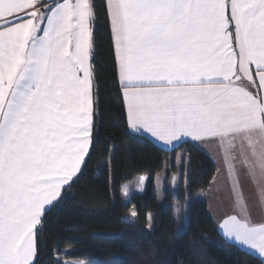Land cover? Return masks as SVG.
I'll use <instances>...</instances> for the list:
<instances>
[{"label": "snow or ice", "instance_id": "obj_1", "mask_svg": "<svg viewBox=\"0 0 264 264\" xmlns=\"http://www.w3.org/2000/svg\"><path fill=\"white\" fill-rule=\"evenodd\" d=\"M101 11L127 125L162 148L216 151L236 174L219 228L264 264V0H0V264H43L48 213L90 156Z\"/></svg>", "mask_w": 264, "mask_h": 264}, {"label": "trees", "instance_id": "obj_2", "mask_svg": "<svg viewBox=\"0 0 264 264\" xmlns=\"http://www.w3.org/2000/svg\"><path fill=\"white\" fill-rule=\"evenodd\" d=\"M95 2L99 6L103 0ZM94 32L100 111L93 144L78 178L48 213L43 264H56L55 257L60 264L81 258L90 264H259L258 256L224 239L205 197L198 196L217 170L208 154L192 142L169 150L128 131L122 105L109 87L112 64L103 11ZM158 172L163 200L155 189ZM140 176L143 191H132L126 202L123 185ZM177 205L178 217L173 215Z\"/></svg>", "mask_w": 264, "mask_h": 264}, {"label": "crops", "instance_id": "obj_3", "mask_svg": "<svg viewBox=\"0 0 264 264\" xmlns=\"http://www.w3.org/2000/svg\"><path fill=\"white\" fill-rule=\"evenodd\" d=\"M127 128L131 134L140 135L135 130L131 129L128 125ZM143 136L157 143L156 140L152 138L150 135H143ZM200 148L204 150L209 157H211L210 159L212 161L215 160L216 164H219V171L216 170L213 176V178L215 177V180L212 178L210 185L205 190V195L203 194L207 202L208 211H210L211 210L210 208L213 207V210L217 212L215 216H213L212 211L209 212L217 225L218 221L216 220L218 219V216L221 215V213H222V221L227 215L235 214V212L233 211V207H234L233 197L235 194L232 191V186L236 174H233V177H229L228 169L226 165L221 161L220 157L217 155L216 151L211 146L208 147L202 146ZM238 169H239L238 175L242 185L243 194L247 198L249 205H251L253 209L252 210L253 219L259 221L261 219V214L259 213L256 207V200L259 196L258 187L254 183V181L247 175L246 170L244 168L238 166ZM236 211H241V209L237 208ZM218 230L222 234V231L219 228ZM224 239L227 240L226 237H224ZM227 241L232 242L230 240ZM242 249L254 254V252H251L246 248H242Z\"/></svg>", "mask_w": 264, "mask_h": 264}, {"label": "rangeland", "instance_id": "obj_4", "mask_svg": "<svg viewBox=\"0 0 264 264\" xmlns=\"http://www.w3.org/2000/svg\"><path fill=\"white\" fill-rule=\"evenodd\" d=\"M177 177H178V174H177V173H175V174L172 175V178H171V185H172V186H174V185L176 184ZM132 183H133V188H134V190H132V191H140L139 189H140L141 185H140V183L138 182V177L135 178V179L132 181ZM126 184H127V183H126ZM124 185H125V184H124ZM124 185H123V186H124ZM142 187H143V186H142ZM155 189L158 191V193H160V191H162V172H158L157 175L155 176ZM132 191H130L127 195H125L124 192H123V188H122V192H123V194H124V196H125V201H126V202L128 201V199H129V195H130V193H131ZM203 194L205 195V191H203V192H199V193H198V196H201V195L203 196ZM210 209H211V210H210L209 212L212 211L213 216H215L217 212H215V211L213 210V207H211ZM216 221H218L217 226H218V228H219V225L222 223V213H221V215L218 216V219H217ZM219 229H220V228H219ZM220 230H221V229H220ZM67 251H68V250H65V252H67ZM78 262H79V261H64L65 264H78ZM87 264H90V263H87Z\"/></svg>", "mask_w": 264, "mask_h": 264}, {"label": "clouds", "instance_id": "obj_5", "mask_svg": "<svg viewBox=\"0 0 264 264\" xmlns=\"http://www.w3.org/2000/svg\"><path fill=\"white\" fill-rule=\"evenodd\" d=\"M141 177H143V176L138 177L139 183H140ZM132 190H134V188H133V183L131 181L123 186V192L125 195H127ZM163 198H164V194L161 191L158 194V199L163 200ZM180 212H181V207L179 205L175 206L173 209V215L178 217ZM78 264H87V259L81 258L80 261L78 262Z\"/></svg>", "mask_w": 264, "mask_h": 264}]
</instances>
